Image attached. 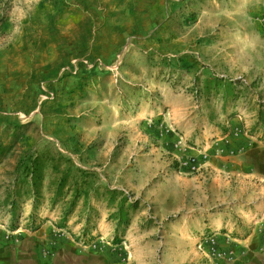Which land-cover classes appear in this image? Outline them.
I'll list each match as a JSON object with an SVG mask.
<instances>
[{"label":"rangeland","instance_id":"rangeland-1","mask_svg":"<svg viewBox=\"0 0 264 264\" xmlns=\"http://www.w3.org/2000/svg\"><path fill=\"white\" fill-rule=\"evenodd\" d=\"M238 135L264 142V0H0V263L76 223L140 234L147 264L235 263L264 179L208 162Z\"/></svg>","mask_w":264,"mask_h":264},{"label":"crops","instance_id":"crops-1","mask_svg":"<svg viewBox=\"0 0 264 264\" xmlns=\"http://www.w3.org/2000/svg\"><path fill=\"white\" fill-rule=\"evenodd\" d=\"M212 147L216 154L211 153L214 157L208 163L214 170L233 171L239 175L264 179V142L259 141V136L238 135ZM232 151L234 155H229ZM259 215L258 219L241 218L242 227L246 228L244 230L232 221L227 222L225 218L209 221L208 228L219 237L226 229L227 233L235 231L236 237L249 239L246 244L236 245L238 261L232 264H264V204ZM80 226L76 223L75 227L66 228L65 231L35 232L26 242L17 244L10 264H147L143 245L145 241L140 234L128 238L129 249L125 251L110 245L107 240H98L108 238L111 241L115 237L114 233L110 234L102 225L96 232V239L86 245L77 242L80 234L77 228ZM235 226L238 229L231 230ZM169 254L166 248L161 250L160 264H174V261L168 260ZM150 256L153 257V251H150Z\"/></svg>","mask_w":264,"mask_h":264},{"label":"trees","instance_id":"trees-1","mask_svg":"<svg viewBox=\"0 0 264 264\" xmlns=\"http://www.w3.org/2000/svg\"><path fill=\"white\" fill-rule=\"evenodd\" d=\"M18 127H14L13 129H17ZM0 152H2L0 150ZM40 171V167L39 165L37 164V161L36 160H33V162H31V168H30V172L29 174H31L33 176V182H32V185L33 187H35L37 184H36V181H37V178H39V173ZM37 177V178H36ZM62 183V182H61ZM63 188V184H59L58 186V189H57V192H60V190ZM124 220V218H122V221ZM125 222V221H124ZM117 238L114 239V241H116Z\"/></svg>","mask_w":264,"mask_h":264}]
</instances>
